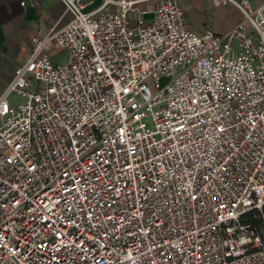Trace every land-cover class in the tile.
Listing matches in <instances>:
<instances>
[{"label": "built area", "instance_id": "obj_1", "mask_svg": "<svg viewBox=\"0 0 264 264\" xmlns=\"http://www.w3.org/2000/svg\"><path fill=\"white\" fill-rule=\"evenodd\" d=\"M60 1L0 94V264H264V0Z\"/></svg>", "mask_w": 264, "mask_h": 264}, {"label": "crops", "instance_id": "obj_2", "mask_svg": "<svg viewBox=\"0 0 264 264\" xmlns=\"http://www.w3.org/2000/svg\"><path fill=\"white\" fill-rule=\"evenodd\" d=\"M180 2L188 26L199 33L210 28L225 34L244 18L241 9L232 3L215 6L213 0ZM70 17L60 0H44L40 5L29 3L25 7L20 0H0V94L15 68L28 59L32 36H43L52 24L66 22Z\"/></svg>", "mask_w": 264, "mask_h": 264}, {"label": "rangeland", "instance_id": "obj_3", "mask_svg": "<svg viewBox=\"0 0 264 264\" xmlns=\"http://www.w3.org/2000/svg\"><path fill=\"white\" fill-rule=\"evenodd\" d=\"M91 8L92 7L88 6L86 10H89ZM49 56L53 64H62L67 61L68 51L63 47L56 46L49 51ZM13 99L15 103L19 101V98L17 96H15Z\"/></svg>", "mask_w": 264, "mask_h": 264}]
</instances>
